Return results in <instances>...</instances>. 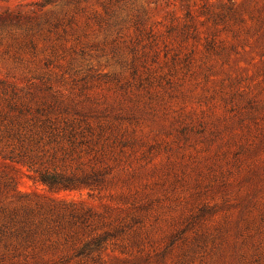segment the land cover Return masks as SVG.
Masks as SVG:
<instances>
[{
    "label": "rangeland",
    "instance_id": "374dc122",
    "mask_svg": "<svg viewBox=\"0 0 264 264\" xmlns=\"http://www.w3.org/2000/svg\"><path fill=\"white\" fill-rule=\"evenodd\" d=\"M71 122L96 188L6 156ZM0 264H264V0H0Z\"/></svg>",
    "mask_w": 264,
    "mask_h": 264
},
{
    "label": "trees",
    "instance_id": "16d2710c",
    "mask_svg": "<svg viewBox=\"0 0 264 264\" xmlns=\"http://www.w3.org/2000/svg\"><path fill=\"white\" fill-rule=\"evenodd\" d=\"M80 132L74 123H66L64 126L53 124H41L32 136L25 137L17 134V141L20 143L17 151L14 149L7 152L9 159H15L24 166L34 172L35 178L47 185L53 190H75L82 187L94 189L99 184L100 179L97 177L98 171L91 169L84 171L80 166L67 168L65 161L70 157L68 152L73 151L81 141L78 140ZM82 136V135H80ZM45 138L47 142L52 143V150L46 148ZM71 156L72 159L79 158ZM95 176L99 179H96ZM71 218L75 221H83L84 216L71 211ZM74 222V221H73ZM72 222V223H73ZM20 235L26 233L24 238H32L37 228L29 226H21L14 229ZM20 231V232H19ZM76 233H66L65 240L73 239ZM93 240V239H92ZM91 242V241H90ZM100 239H95L92 243L85 240L82 244L74 249L73 256L86 257L93 249H99ZM66 259V257H63Z\"/></svg>",
    "mask_w": 264,
    "mask_h": 264
}]
</instances>
